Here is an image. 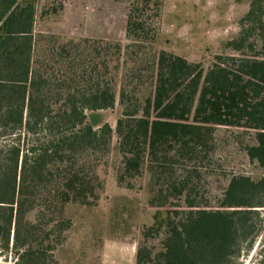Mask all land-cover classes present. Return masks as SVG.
<instances>
[{"label":"trees","instance_id":"obj_1","mask_svg":"<svg viewBox=\"0 0 264 264\" xmlns=\"http://www.w3.org/2000/svg\"><path fill=\"white\" fill-rule=\"evenodd\" d=\"M161 2L132 4L123 46L37 32L38 0H0V248L17 264H60L69 207L98 204L113 150L118 186L143 189L147 178L155 209L137 264H243L263 232L264 175L232 176L219 208H208L181 166L205 159L216 127L229 126L264 168V0L251 3L250 27L228 43L241 56L217 55L206 71L153 49L148 11Z\"/></svg>","mask_w":264,"mask_h":264},{"label":"rangeland","instance_id":"obj_2","mask_svg":"<svg viewBox=\"0 0 264 264\" xmlns=\"http://www.w3.org/2000/svg\"><path fill=\"white\" fill-rule=\"evenodd\" d=\"M136 1L38 0L35 30L64 37L119 41L126 46L130 43L126 34L127 15ZM161 1L158 11H148L153 20L149 34L153 49L169 50L201 63L205 71L217 55L241 56L228 43L250 27L244 17L251 3H259V0ZM257 41L256 35L249 37V43L255 47L259 45ZM255 49L249 54L256 55ZM135 88L136 91L144 89L132 83L130 89ZM116 117L117 109L108 111V122L114 128ZM240 129L217 126L214 150L205 159L187 165L186 170L185 165L181 166V173H191L197 199L208 208H219L220 198L232 176L243 174L258 179L264 175V168L250 160L244 145L238 142ZM115 142L114 138L113 145ZM116 163L113 150L105 175L106 190L97 205H70L68 213L73 224L67 241L56 251L60 264H137L136 253L143 240V229L152 223L155 209L147 203V178L143 180V189L120 187L115 177ZM263 254L264 230L253 248L243 252L242 263L259 264ZM0 264H17V258L0 248Z\"/></svg>","mask_w":264,"mask_h":264}]
</instances>
